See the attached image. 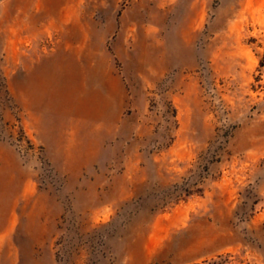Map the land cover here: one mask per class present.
I'll return each mask as SVG.
<instances>
[{"label":"rangeland","instance_id":"374dc122","mask_svg":"<svg viewBox=\"0 0 264 264\" xmlns=\"http://www.w3.org/2000/svg\"><path fill=\"white\" fill-rule=\"evenodd\" d=\"M263 37L264 0H0V264H264Z\"/></svg>","mask_w":264,"mask_h":264},{"label":"crops","instance_id":"0c3cea01","mask_svg":"<svg viewBox=\"0 0 264 264\" xmlns=\"http://www.w3.org/2000/svg\"><path fill=\"white\" fill-rule=\"evenodd\" d=\"M0 147L3 148V151L1 152V155H0V160L1 161L6 163V162H9L11 160L10 158H12V159H14V163L13 164L15 166H17V167L21 166L19 160L16 159V155L13 152L12 149H10L9 147H7V146H5L3 144H0ZM10 202L11 201H9L8 204H10ZM1 205H2V203H1ZM11 232H12V228H11L10 225H6V224L0 225V234L7 235V234H10ZM6 243H7L6 240L1 241L0 242V249L5 248L7 246Z\"/></svg>","mask_w":264,"mask_h":264},{"label":"trees","instance_id":"16d2710c","mask_svg":"<svg viewBox=\"0 0 264 264\" xmlns=\"http://www.w3.org/2000/svg\"><path fill=\"white\" fill-rule=\"evenodd\" d=\"M251 43L258 48L257 52H263L262 54H258L260 57L259 67H264V37L263 38H252Z\"/></svg>","mask_w":264,"mask_h":264}]
</instances>
